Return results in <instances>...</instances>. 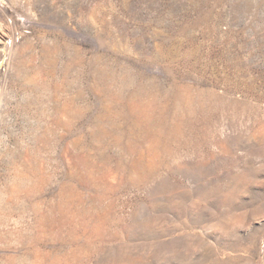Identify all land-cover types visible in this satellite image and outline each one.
I'll list each match as a JSON object with an SVG mask.
<instances>
[{"label": "rangeland", "instance_id": "obj_1", "mask_svg": "<svg viewBox=\"0 0 264 264\" xmlns=\"http://www.w3.org/2000/svg\"><path fill=\"white\" fill-rule=\"evenodd\" d=\"M0 264H264V0H0Z\"/></svg>", "mask_w": 264, "mask_h": 264}]
</instances>
